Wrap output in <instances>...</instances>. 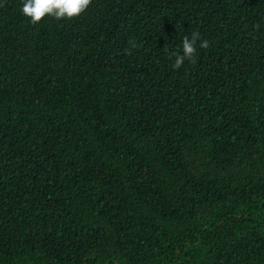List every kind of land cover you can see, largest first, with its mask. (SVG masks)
I'll return each instance as SVG.
<instances>
[{"label": "trees", "instance_id": "1", "mask_svg": "<svg viewBox=\"0 0 264 264\" xmlns=\"http://www.w3.org/2000/svg\"><path fill=\"white\" fill-rule=\"evenodd\" d=\"M22 4L0 0V264H264V0Z\"/></svg>", "mask_w": 264, "mask_h": 264}, {"label": "clouds", "instance_id": "2", "mask_svg": "<svg viewBox=\"0 0 264 264\" xmlns=\"http://www.w3.org/2000/svg\"><path fill=\"white\" fill-rule=\"evenodd\" d=\"M92 3V0H23L22 14L30 19L32 24L39 23L45 16L54 17L56 20L73 19L84 13ZM200 40L199 33L193 32L191 37L184 36L182 40V54L169 52L174 57L173 67L179 69L185 60L195 64L197 55V42ZM133 47L134 41L129 42ZM208 47V41L200 45ZM129 51L128 49L125 50Z\"/></svg>", "mask_w": 264, "mask_h": 264}]
</instances>
